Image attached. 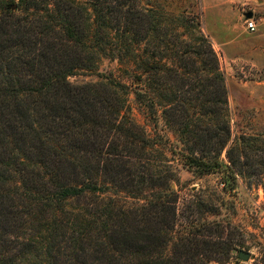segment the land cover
Instances as JSON below:
<instances>
[{
    "label": "trees",
    "instance_id": "trees-1",
    "mask_svg": "<svg viewBox=\"0 0 264 264\" xmlns=\"http://www.w3.org/2000/svg\"><path fill=\"white\" fill-rule=\"evenodd\" d=\"M148 17L136 0H0V264H210L228 258L230 248L225 256L218 252L221 236L199 232L198 224L209 227L199 217L175 230L176 169L132 118L124 78L99 70L104 56L127 67L142 63L138 73L124 68L125 77H134L149 113L152 80L177 91L161 106L188 144V163L200 173L225 170L235 177L243 171L217 53L210 44L201 52L213 60L209 79L193 80L178 54L179 64L161 63L153 73L152 55H144L154 25ZM77 74L99 80L71 82ZM192 85H200L193 114L183 104ZM209 114L213 128L204 118ZM208 147L213 155L205 159L200 153ZM222 152L230 162L224 168ZM248 165V178L264 189V149ZM260 253L264 264V245Z\"/></svg>",
    "mask_w": 264,
    "mask_h": 264
},
{
    "label": "rangeland",
    "instance_id": "rangeland-1",
    "mask_svg": "<svg viewBox=\"0 0 264 264\" xmlns=\"http://www.w3.org/2000/svg\"><path fill=\"white\" fill-rule=\"evenodd\" d=\"M77 1L86 3V0ZM136 3L154 23L148 34L147 52H144V55H152L153 73L161 63L179 64L178 54L186 59L193 80L205 75L209 79L213 60L208 57L204 60L201 52L210 44L217 53L225 78L231 134L241 145L240 162L244 166L235 177L226 175L225 170L198 172L188 163V144L162 111L161 103L168 102L171 93L177 91L162 89L152 80L149 89L152 110L149 113L147 99L138 98L136 94L138 88L133 84L134 77L126 78L124 72L126 68L138 73L144 65L134 62L127 67L118 58L104 56L101 59V72H112L127 82L132 118L149 137L156 139L180 178V183L174 185L179 195L175 230H183L186 220L199 217L201 222L209 225L201 228L198 224L200 233H213L224 239L218 252L225 256L230 248L228 258L210 264H260V246L264 245V189L258 179L248 178V163L251 159H261L264 149V0H136ZM249 13L256 22L253 32L245 27ZM143 46V42L138 46L139 53ZM69 80L81 83L97 81L99 77L77 74L69 76ZM206 86L205 97L209 99L212 83L208 82ZM199 90L200 85L189 86L185 95L187 103L184 101L183 104L191 114L197 108L192 104ZM194 116L199 117L198 113ZM204 118L208 127L213 128L214 115ZM253 137L256 139H251ZM255 151L257 154L253 153ZM200 154L206 159L213 151L208 147ZM220 161L222 168L230 164L225 152ZM241 251L248 252L247 260L238 257Z\"/></svg>",
    "mask_w": 264,
    "mask_h": 264
},
{
    "label": "built area",
    "instance_id": "built-area-1",
    "mask_svg": "<svg viewBox=\"0 0 264 264\" xmlns=\"http://www.w3.org/2000/svg\"><path fill=\"white\" fill-rule=\"evenodd\" d=\"M245 27L249 32H253L256 30V22L254 21L253 17L246 18Z\"/></svg>",
    "mask_w": 264,
    "mask_h": 264
},
{
    "label": "water",
    "instance_id": "water-1",
    "mask_svg": "<svg viewBox=\"0 0 264 264\" xmlns=\"http://www.w3.org/2000/svg\"><path fill=\"white\" fill-rule=\"evenodd\" d=\"M251 15H252V14L249 13V14L247 15V17H251ZM238 257H239L240 259H242V260H247L248 257H249V254H248V252L241 251V252H239Z\"/></svg>",
    "mask_w": 264,
    "mask_h": 264
}]
</instances>
